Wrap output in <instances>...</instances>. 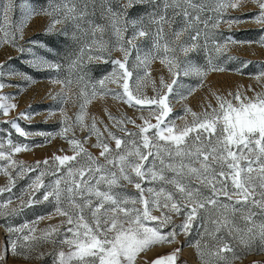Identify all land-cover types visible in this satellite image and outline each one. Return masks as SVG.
<instances>
[{
  "label": "snow or ice",
  "instance_id": "snow-or-ice-1",
  "mask_svg": "<svg viewBox=\"0 0 264 264\" xmlns=\"http://www.w3.org/2000/svg\"><path fill=\"white\" fill-rule=\"evenodd\" d=\"M254 2L259 9L255 19L264 24V0ZM137 5H152L153 11L147 12L139 20H130L129 10ZM239 6L238 0H216L213 11L220 16L227 8L236 9ZM87 7V0L82 9H77L75 3L66 0L62 16L64 19H84ZM17 9L20 18L14 20ZM169 9L171 15L168 14ZM40 11L52 14L47 9ZM203 11L205 6L196 0H165L162 11L158 0H119L116 8L111 6L109 0L105 8L107 23L93 24L87 34L92 37V45L99 50V54L109 51L103 39L105 30L115 35L123 58L111 61L115 68L112 76L105 79L120 85L115 94L126 99L129 105H155L159 112L156 123L144 119L142 125H136L138 131L130 132L122 126L121 121L117 127L125 136H118L105 126V138L94 120L90 126L84 125L81 104L76 123L82 128L87 127L90 134L95 133L97 143L94 146L101 149L99 156L104 162L94 158L79 140L70 139L74 154L55 155L52 158L58 162L56 171L66 169L67 176L45 185L42 179L45 173L40 172L32 181L31 196L22 202V207L25 203L29 206L39 203L34 197L44 189L42 200L53 199L56 202L55 212L67 217V224L71 227L67 228L65 237L59 241L56 239L59 231L55 227L43 230L40 236L35 235V227H28L27 231V226L9 227L8 232L16 236L8 242L4 255H0V264H6L10 253H30L40 241L49 240L68 247L67 252L61 249L52 253L53 264H135L138 254L150 246L174 241L178 231L190 235L194 223L205 219L207 222L201 227L204 228L203 237L207 239L203 245L201 240L195 242L197 253L205 264H212V261L215 264H231V259L237 258V245L246 251L253 248L264 251V94L242 98V94L237 91L230 93L232 100L218 96V108L200 115L192 112L191 124L182 128L164 121L171 111L167 97L172 93L173 86L178 85L177 77L181 71L185 76H203L208 70L224 71L218 65H213L211 60L205 69L191 64L182 67V62L177 58L178 51L186 55L198 47L197 41L202 35L200 24L204 28L205 41L209 39L210 28L218 27L219 20L203 18L200 15ZM36 14L37 10L23 0L20 3L17 0H0V43L17 46V40L23 39L28 20ZM177 17L181 18L182 26L173 29ZM145 20L148 21L147 26ZM59 23L61 20L54 18L48 30L54 31ZM129 26L131 35H127ZM190 29L195 30L194 35L190 34ZM185 33L189 35L184 36ZM141 38L152 39V50L143 59L138 55L137 61L147 66L150 58L160 56L161 62L168 65L173 75L170 83H165L161 78L160 83L167 91L153 98L134 95L129 85V79L133 76L127 66L129 57L133 49L139 52L136 41ZM215 49L217 52L222 51L218 44ZM19 50L25 51L23 47ZM31 64L36 68H61V65L42 58L33 59ZM3 67L0 64V69ZM237 71H243V67ZM8 74L17 73L13 70ZM3 75L0 71V77ZM261 78H264V72L257 77ZM61 83L70 85L71 81L66 79ZM99 83L103 85L104 80ZM4 86L0 82V90ZM135 91L139 93L138 86ZM59 95L62 101L66 99L63 92ZM8 99L0 94V114L5 116L16 107L14 103H8ZM110 119L115 118L110 116ZM6 122L19 135H26L15 121ZM128 122L135 124L132 120ZM66 131L67 128L62 130V134ZM108 141H114L115 149L110 147ZM8 144L12 152L22 150L21 146L13 145L11 139ZM23 148L26 149L27 145ZM0 160L7 161L10 166L18 165L15 176L9 167H0V171L8 177L7 184L0 187V193L10 192L15 178L25 174V166L18 164L11 158V153L6 154L3 150H0ZM41 163L47 166L50 162L47 159L38 161L36 167L39 168ZM28 171H33V168L28 166ZM121 181L132 184L137 195L127 196L116 191L121 187ZM145 183L154 184L155 187L145 188ZM204 190H208L207 195ZM220 196L226 197L231 207L229 203H223ZM65 202L67 207L63 206ZM8 203L10 201L0 203V216H10L20 210L10 209ZM250 207L260 210V223L256 222L254 212L247 211L244 214L241 211ZM152 208L159 209L160 216L152 215ZM173 214L183 217L179 224L173 221ZM148 221L156 222L155 226L149 227ZM180 251L177 248L170 254L158 256L149 264H178Z\"/></svg>",
  "mask_w": 264,
  "mask_h": 264
},
{
  "label": "rangeland",
  "instance_id": "rangeland-1",
  "mask_svg": "<svg viewBox=\"0 0 264 264\" xmlns=\"http://www.w3.org/2000/svg\"><path fill=\"white\" fill-rule=\"evenodd\" d=\"M20 2L21 0H17V3ZM23 2L36 9L38 14L28 20L23 30V39L17 40V46L0 43V64L4 65L0 69L4 73L3 77H0V82L5 85L0 90V94L9 97L8 103L16 105L7 116L0 114V150L5 151L6 154L11 153L13 160L25 166V174L15 178V184L11 191L0 193V203L10 201L8 203L10 209H20L13 215L0 216V255H4L8 242L15 239L16 236V234L8 232L9 227L27 226L25 231L28 227H35L37 236L42 235L43 230L50 226L55 227L59 231V236L56 237L57 241L62 240L66 235L67 228L71 227L67 224V217L55 212L56 202L53 199L42 200L44 189L37 192L34 197L40 201L39 203L30 206L25 203L22 207V202H26L30 198L32 191L30 185L40 172L45 173L42 178L45 185H51L56 179L67 176L66 169L56 171L58 162L53 161L52 158L55 155L74 154L73 146L69 143L70 139L79 140L82 147L94 158H98L101 163L104 162V159L99 156L101 149L94 146L97 143L95 133L90 134L87 127L82 128L80 124L76 123V115L80 113L81 104L84 109V125L90 126L94 120L96 127L105 138L107 130H111L118 136H125V133L117 127V123L121 121L124 128L130 132H136L138 131L136 125H142L144 119L155 124L159 115L155 105L136 107L129 105L126 99H121L115 94L120 85L111 79H105L113 74L115 66L111 61L123 58V54L119 50L120 46L116 43L115 35L106 29L103 39L108 44L109 51L99 54V50L92 45V37L87 33L93 24L107 23L105 8L108 6L109 0H87V14L81 20L63 18L62 8L66 0H44L42 9L52 12L51 15L41 12L29 0H23ZM118 2L119 0H111V6L116 8ZM164 2L165 0H158L161 11ZM196 2L205 6V11L200 15L205 19L219 20L218 27L210 28L209 39L205 41L204 28L200 24L202 35L197 41L198 47L186 55L178 51L177 58L182 62V67L191 64L205 69L209 67L208 62L211 60L213 65H218L224 71L208 70L203 76L195 74L185 76L183 71L179 73L178 85L173 86L172 93L167 97L171 111L167 117H164L166 123L175 125L177 128L191 124L192 112L200 115L205 111L211 112L213 108H218V96L232 100L230 93L234 94L237 91L242 94V98H253L258 93L264 94V78L257 79L259 74L264 72V24L258 23L255 19V15L259 11L257 4L254 0H238L240 4L238 8L229 7L220 16H217L213 11L216 7V0H196ZM71 3H75L77 9H82L85 0H71ZM142 6L140 10H129L130 20H139L147 12L153 11L152 5ZM168 14H172L171 9ZM19 18L20 11L17 9L13 19L18 20ZM54 18H59L61 23L56 25L54 31H49V26ZM176 19L177 23L172 25L173 29L182 26L181 18L177 17ZM144 23L147 26L148 21L145 20ZM61 27L62 34H66L69 39L73 37L85 38L89 45L88 50L89 48L92 50L87 52V56L82 59L79 68L75 69L66 63L65 74H62L60 69L34 67L31 61L35 58L46 59L56 64L52 51L39 42L36 35L56 32ZM131 31V26H129L127 35H131ZM242 31L244 33H241ZM190 34L194 35L195 30L190 29ZM187 35L189 33L184 34V36ZM190 43L191 41H189ZM136 44L139 52L135 49L131 51L127 65L133 73L129 79L130 89L133 90L134 95H142L147 98L163 95L167 89L162 87L161 78L165 83H170L173 79L168 65L161 62L160 56L150 58L147 66L140 64L136 58L139 55L143 59L152 50V39L141 38L136 41ZM217 44L221 47V52L216 51ZM20 47H23L25 51L21 52ZM89 61H108V70L99 78H91L87 73L89 69L86 67ZM245 64H247L246 67H244ZM242 67L243 71H237ZM13 70L17 74L9 75L8 73ZM66 79L71 81L70 85L61 83ZM101 80H104L103 85L99 83ZM137 86L139 93L135 91ZM61 92L66 97L63 101L59 95ZM233 103L237 102L233 101ZM186 109L191 111H186ZM21 113L24 115L21 116ZM110 116L115 119H110ZM129 120L135 121V124L128 122ZM6 121L18 123L26 135L22 136L16 133L11 124ZM105 126H107V130ZM66 128L67 131L62 134V130ZM149 135L151 136V131ZM9 139L13 145L21 146L22 150L12 152L8 144ZM108 142L110 147L115 149L114 141ZM24 145H27L26 149L23 148ZM46 159L49 160V165L41 163L39 168L36 167L38 161L43 162ZM28 166H31L33 171L29 172ZM0 167H9L15 176L18 165L10 166L7 161L0 160ZM7 182L8 177L0 171V187H4ZM144 187H155V185L145 183ZM116 191L127 196L137 195L134 186L125 181H121V187ZM204 191L207 195L208 190ZM220 200L223 203H229L231 207V202L226 197L220 196ZM63 206L67 207V203L65 202ZM138 207L143 206L138 205ZM241 211L244 214L247 211L254 212L257 217L256 222H261L258 208L250 207ZM151 214L160 216L161 213L159 209L152 208ZM202 215L205 214L202 213ZM86 218L89 217L86 216ZM172 219L179 224L183 217L173 214ZM206 222V219L204 221L197 220L190 235L178 231L174 241L150 246L146 251L138 254L135 264H149L151 260L170 254L177 248L181 250L178 264H205V261L197 253L195 242L201 240L203 245L207 239L203 237L204 228L201 227V224H206ZM155 224L154 221L147 222L149 227L155 226ZM68 235L70 238V234ZM237 248V258L231 259V264H253V262L264 264V251H257L255 248L246 251L239 245ZM61 249L68 251L67 245L53 243L51 240L40 241L30 253L8 254L6 264H53L52 253ZM212 264L215 262L212 261Z\"/></svg>",
  "mask_w": 264,
  "mask_h": 264
},
{
  "label": "trees",
  "instance_id": "trees-1",
  "mask_svg": "<svg viewBox=\"0 0 264 264\" xmlns=\"http://www.w3.org/2000/svg\"><path fill=\"white\" fill-rule=\"evenodd\" d=\"M37 9L43 8V1L44 0H29ZM142 5H137L134 10H140ZM64 29V28H63ZM61 30V32H60ZM47 34H38L36 38L39 42L45 45L50 51H52L54 60L56 64L61 65V72L65 74V67L66 65H70L71 67L79 68L81 65L82 59L87 56L88 50V43L85 38L81 37H73L69 39L66 34H62V27L61 29ZM241 33H244L242 31ZM76 63L73 64V61ZM67 63V64H66ZM88 67V75L91 78H99L104 72L108 70L109 62L108 61H89L86 64ZM69 70V69H68ZM64 79V78H62ZM257 264H261L258 262Z\"/></svg>",
  "mask_w": 264,
  "mask_h": 264
}]
</instances>
